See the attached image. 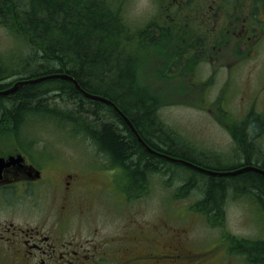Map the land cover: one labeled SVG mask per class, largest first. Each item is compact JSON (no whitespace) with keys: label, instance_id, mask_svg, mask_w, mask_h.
Returning <instances> with one entry per match:
<instances>
[{"label":"rangeland","instance_id":"obj_1","mask_svg":"<svg viewBox=\"0 0 264 264\" xmlns=\"http://www.w3.org/2000/svg\"><path fill=\"white\" fill-rule=\"evenodd\" d=\"M83 1L104 5L110 14L136 26L154 20L157 15L159 35L156 32L155 37L159 36V40L134 39L127 47L136 86L155 99L156 113L174 130L179 138L177 145L186 149L187 154L210 167L239 165L243 151L234 138L238 122L252 111L259 116L252 120L264 124V24L251 42L240 36L250 29L244 20L251 0H175L174 5H171L174 0ZM16 2L19 1L11 0L14 10ZM259 17L264 18V11H260ZM10 19L16 31L12 32L23 33L20 17L13 16L12 11ZM153 28H157L155 24ZM12 32L0 25V55L18 50ZM121 35L129 36L126 31ZM58 106L62 108L61 104ZM10 128L8 124L1 125L0 131L7 133ZM22 130L37 133L33 145L53 151L56 160L46 165L49 179L46 186L36 184L19 197L10 195L0 209V224L42 222L47 229L50 221L56 220L61 203V164L76 172L77 166H89V161L104 162L105 156L97 152L81 130H59L42 119L26 121ZM258 136L256 148L264 152V129ZM7 137L0 135V141H6ZM9 141L3 146L12 148ZM79 176L83 194L78 193L70 200L67 220L62 222L64 231L76 241L90 239L89 233L94 230L103 236L114 235L118 240L127 232L153 231L159 227L162 233L185 230L188 238L181 243L184 249L195 251L220 243L219 227L208 225L203 215L190 209L201 193L192 188L186 193L178 191L190 177L175 166L154 173L149 187L131 201L117 191L122 180L117 171H87ZM17 202L22 203L16 209L9 206ZM20 206L26 207L18 210ZM224 209L222 227L232 237H263V209L254 195L227 196ZM167 238L168 244L177 242L172 236ZM234 255L232 264H247L243 256Z\"/></svg>","mask_w":264,"mask_h":264},{"label":"trees","instance_id":"obj_2","mask_svg":"<svg viewBox=\"0 0 264 264\" xmlns=\"http://www.w3.org/2000/svg\"><path fill=\"white\" fill-rule=\"evenodd\" d=\"M18 1L14 10L11 0H0V25L15 31L9 20L13 11V16L20 17L23 28L21 34L12 32L18 50L0 55V91L20 80L66 74L85 92L111 101L149 147L212 171L233 169L205 165L177 145V134L155 111V99L143 94L135 84L130 70L129 41L121 35L126 25L120 17L111 15L104 5L83 0ZM141 96L146 101L140 100ZM248 114L234 137L241 145L242 156H247L245 165L264 170V152L256 148L258 135L264 129L263 121L254 122L251 118L258 114L252 111ZM41 119L50 121L59 130L86 133L92 144L113 161V166L127 169L133 184L146 179L148 185L154 173L166 171L170 166L186 172L195 179L188 178L178 191L186 193L192 188L201 193L190 209L203 215L212 227L224 225V201L230 195L235 198L254 195L264 214L262 174L244 171L232 176H214L158 158L136 141L111 106L84 97L66 79L22 85L13 93L0 96V129L1 125L8 124L12 125L10 130H22L26 121ZM227 235L232 242L231 234ZM236 242L240 249L234 252L243 256L244 263L264 264V235L255 239L240 238Z\"/></svg>","mask_w":264,"mask_h":264},{"label":"flooded vegetation","instance_id":"obj_3","mask_svg":"<svg viewBox=\"0 0 264 264\" xmlns=\"http://www.w3.org/2000/svg\"><path fill=\"white\" fill-rule=\"evenodd\" d=\"M262 2L264 0H251L250 2L247 18L244 20L245 25L250 29L244 30L246 34L242 35L241 33L240 35L241 38L245 36L247 43L252 41L261 24H264V18L259 17L260 11H264V6H260ZM175 3L174 0L171 5ZM154 24L157 27L155 29L153 28ZM125 25L126 32L129 34L126 37L129 43L134 39L135 41H153L154 38L159 40V36L155 37L156 32L159 35L157 15L154 20L145 22L143 25L136 26L131 22L125 23ZM148 29H151L149 35ZM242 121L238 122V130L242 126ZM127 126L133 133L128 124ZM132 126L138 135L137 137L133 133L136 141L149 152L142 144V142L145 144L146 142L133 124ZM262 126L264 127V124ZM6 132L0 131V135H9L6 141H0V160L2 161L0 163V209L6 205L4 202L8 201L10 195L19 197L21 193L29 191V188H34L32 186L36 184L46 186L45 184L49 183L45 171L46 165H50L51 160H56L53 151L37 147L36 144L33 145V139L37 138V133L23 130H8ZM8 139L10 140L9 145H13L12 148L3 146L7 145ZM237 146L241 147L239 142ZM95 149L104 157L99 149L96 147ZM151 149L160 153L156 149ZM153 155L160 157L157 154ZM104 158V162L89 161V166H77L76 172L68 171L69 169L64 168L63 163L61 164L59 183V192L62 195V197L60 196L61 203L58 207L56 220H51L47 229L42 222L35 225L29 223L21 225L12 222L0 224V264H232L234 262V250L240 249V244L236 242L239 239L232 237V242H230L227 235L228 230L225 227H219L218 240L220 243L211 248L195 251L182 247L181 243H184L188 238L185 230H171L162 233L159 231V227L153 231L127 232L122 239L118 240L114 238V235L103 236L95 230L89 233L91 238H85V242L76 241L73 236L69 237L68 232L66 233L65 228L62 227V222L67 220L70 200L78 193L83 194L79 188L81 182L79 174L83 175L87 171L92 173L117 171L118 177L122 180L121 182L118 180L120 182L118 189L120 190L117 187L115 189L119 193L121 192L122 197L127 201L136 198L135 196L139 197L143 189L148 186L146 179L143 183L133 184L126 168H116L112 165L113 161H110L106 156ZM246 158L247 156L243 155L242 162L235 167L232 166V170L246 167ZM134 185L136 186L133 187ZM20 203L22 202L9 206L16 209ZM21 207L26 206H20L17 209L19 210ZM167 236H172L177 242L166 243Z\"/></svg>","mask_w":264,"mask_h":264},{"label":"water","instance_id":"obj_4","mask_svg":"<svg viewBox=\"0 0 264 264\" xmlns=\"http://www.w3.org/2000/svg\"><path fill=\"white\" fill-rule=\"evenodd\" d=\"M49 79H66V80L72 82V84L75 86V88L84 97H86V98H88L90 100L99 101V102H102L104 104H107V105L111 106L123 118V120L129 125V127L131 128L133 133L138 137V135H137L135 129L133 128L132 124L130 123V121L118 110V108L111 101H109V100H107V99H105V98H103L101 96L92 95V94H89V93L85 92L84 90L81 89L79 84L72 77H70V76H68L66 74H54V75L39 77V78H36V79H27V80L17 81L10 88H8L6 90H3V91H0V96L11 94L14 91H16L22 85L35 84V83H38V82H41V81H45V80H49ZM142 144L145 146V148L149 152H151L153 154H157L160 157L165 158L166 160L182 164V165H184L186 167H189V168H191L193 170H196L198 172L205 173V174H208V175L232 176V175H236V174H239L241 172H244V171H254V172L260 173V174H262L264 176V171L263 170H260V169H258L256 167H252V166H246V167H243V168H240V169L230 170V171H225V172L212 171V170L202 168V167H200L198 165H195V164H193L191 162H188V161H185V160H182V159L166 156V155H163V154H160V153L158 154L157 152L153 151L149 146H147L145 143L142 142ZM1 162L2 161L0 160V163Z\"/></svg>","mask_w":264,"mask_h":264},{"label":"bare ground","instance_id":"obj_5","mask_svg":"<svg viewBox=\"0 0 264 264\" xmlns=\"http://www.w3.org/2000/svg\"><path fill=\"white\" fill-rule=\"evenodd\" d=\"M119 110V109H118ZM120 111V110H119ZM121 112V111H120ZM126 117V116H125ZM127 118V117H126ZM128 119V118H127ZM129 120V119H128ZM130 121V120H129ZM131 123V122H130Z\"/></svg>","mask_w":264,"mask_h":264}]
</instances>
